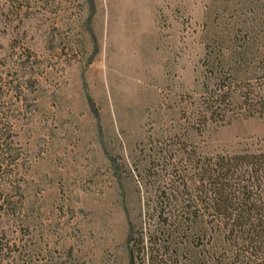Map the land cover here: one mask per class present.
Masks as SVG:
<instances>
[{"label": "rangeland", "instance_id": "obj_1", "mask_svg": "<svg viewBox=\"0 0 264 264\" xmlns=\"http://www.w3.org/2000/svg\"><path fill=\"white\" fill-rule=\"evenodd\" d=\"M213 1L0 0V264H128L161 149L264 152V113L193 130Z\"/></svg>", "mask_w": 264, "mask_h": 264}, {"label": "trees", "instance_id": "obj_2", "mask_svg": "<svg viewBox=\"0 0 264 264\" xmlns=\"http://www.w3.org/2000/svg\"><path fill=\"white\" fill-rule=\"evenodd\" d=\"M213 2L197 132L264 113V0ZM194 153L161 149L151 163L149 222L129 235L128 264H264V152Z\"/></svg>", "mask_w": 264, "mask_h": 264}]
</instances>
